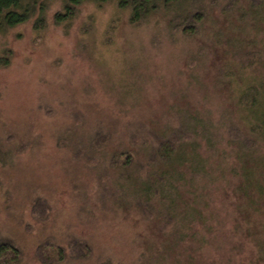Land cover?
<instances>
[{
    "label": "rangeland",
    "instance_id": "374dc122",
    "mask_svg": "<svg viewBox=\"0 0 264 264\" xmlns=\"http://www.w3.org/2000/svg\"><path fill=\"white\" fill-rule=\"evenodd\" d=\"M227 2L203 0L190 32L165 11L132 23L116 0L84 3L61 24L54 1L45 28L30 20L0 32V61L9 60L0 65V241L19 249L18 264H47L38 256L47 242L66 253L54 264H264V208L239 217L246 204L234 202L239 164L226 132L243 128L237 106L264 78V12L241 18ZM244 50L256 53L242 64ZM257 97L264 103L262 90ZM196 116L216 138L215 152L200 143L205 190L182 196L191 227L198 210L201 223L211 220L202 251L195 239L167 243L133 193L155 135L175 129L188 140ZM72 240L85 244L81 257Z\"/></svg>",
    "mask_w": 264,
    "mask_h": 264
},
{
    "label": "trees",
    "instance_id": "16d2710c",
    "mask_svg": "<svg viewBox=\"0 0 264 264\" xmlns=\"http://www.w3.org/2000/svg\"><path fill=\"white\" fill-rule=\"evenodd\" d=\"M54 1L58 0H0V32L30 20H33L35 29L45 28L49 18L50 4ZM59 1L61 9L53 14V21L56 24L70 22L78 8L84 3L102 4L111 0ZM245 1L249 4L251 10L249 12L238 10V0H228L226 6L230 8V11H240L241 18L246 13L252 12L254 17L260 10L264 12V0ZM202 2L203 0H116L119 8L129 11V19L132 23L165 11L167 15L170 14L169 21L172 24L175 22L183 24L180 29L184 32H190L195 24L205 17L206 12L201 7ZM254 53L256 52L253 50H244V52H237L236 55L243 64L246 57L253 60ZM2 59L4 60L0 61L1 66L9 63L7 58ZM263 86L264 78L261 79L258 89L248 86L256 92V95L245 97L243 102L237 106L241 111L240 120L244 123L243 128L233 123L226 127L229 137L228 144H230L227 151L234 154V159H237L239 164V166L237 164L231 166L232 173L236 175L233 188L234 202L241 200L246 204L241 208H239L241 204L236 205L239 217L246 216L243 212L246 208H251L250 211L264 208V164H261L264 160V150L259 151L260 153L257 151L264 143V103L257 97V92L262 90L264 99ZM186 126L191 127V136H186L188 140H185V135L180 136L178 131L176 133L175 129H170L169 134H160L166 137L165 139H159L160 136L155 135V142L148 156V165L144 167L142 178L137 177L133 193L140 210L155 222V228L165 235L168 239L167 243L183 244L185 240L195 239L196 250L202 251L205 244L209 243L207 236L210 228L213 227L211 220L209 219L208 223H201L199 219L202 215L198 210L196 211L198 221L191 227L188 224L189 215L185 211L186 205H184L182 196L189 193L197 196L200 191L205 190V186H198L196 182L206 179L205 177L209 174L206 157L208 155L205 156V150L215 152L216 138L213 131L214 124L202 117H193L191 123H187ZM187 131L189 132L185 128L181 132L186 134ZM203 140L206 149L200 145ZM192 150L194 153L191 152ZM186 152L192 155L188 157ZM223 153L226 151L224 150ZM34 205L40 213L45 211L39 210L40 201H34ZM216 216V213L211 214V218H216ZM191 228L194 231H191ZM243 229L246 235L255 231L250 225ZM258 231L255 234L260 236L261 226ZM177 236L179 240L175 239ZM70 245L73 250L71 252L77 257L87 252L85 244L81 245L78 240H72ZM55 246L52 242H47L38 247V256L44 263L54 264L66 258L65 250ZM54 250L56 254H51L50 252ZM19 259L20 251L14 244L9 241H0V264H18ZM149 264L152 263L149 262Z\"/></svg>",
    "mask_w": 264,
    "mask_h": 264
}]
</instances>
